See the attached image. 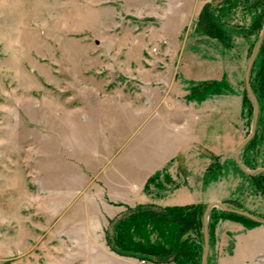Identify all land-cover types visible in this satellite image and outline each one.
I'll return each instance as SVG.
<instances>
[{
    "label": "rangeland",
    "instance_id": "obj_1",
    "mask_svg": "<svg viewBox=\"0 0 264 264\" xmlns=\"http://www.w3.org/2000/svg\"><path fill=\"white\" fill-rule=\"evenodd\" d=\"M205 7L219 36L199 25ZM263 20L264 0H0V264H162L108 245L138 205L220 201L264 219V191L236 161L254 120L249 87L258 118L238 156L247 170L264 168V47L247 84ZM172 102L198 109V134L183 139L177 157L142 175V203L120 201L124 192L114 182L135 170L138 152L171 145L162 116ZM152 106L160 113L159 143L138 141L128 120L120 128L115 121L141 108L144 118ZM7 182L14 194L3 189ZM181 187L188 193L175 194ZM213 208L223 209L208 214L207 263L264 264V245L254 254L246 249L264 242V222H239L244 227L236 231L238 221L212 217ZM23 215L33 216L30 234ZM87 215L96 226L88 253L81 233ZM195 221L180 240H201ZM158 227L165 236L177 231L151 223L142 232L155 241ZM30 245V254L18 253ZM200 246L203 264L205 234Z\"/></svg>",
    "mask_w": 264,
    "mask_h": 264
},
{
    "label": "trees",
    "instance_id": "obj_2",
    "mask_svg": "<svg viewBox=\"0 0 264 264\" xmlns=\"http://www.w3.org/2000/svg\"><path fill=\"white\" fill-rule=\"evenodd\" d=\"M209 8H204L201 13L199 20L200 27L211 34L218 35L216 32L214 19L208 16ZM211 16V15H210ZM209 19L211 22V29L207 30L205 26V20ZM264 26V20H263ZM264 36L260 47L256 53V58L261 53L264 47ZM256 51V50H255ZM250 141L246 144L248 145ZM245 145V146H246ZM245 164L249 163L244 160ZM211 173L208 170V174ZM250 178L257 179V188L264 191V172L259 174L246 173ZM207 175V174H206ZM208 206V205H207ZM206 205L203 204H189V205H168L161 208H156L150 205H138L137 207L130 210L129 215L123 220L119 221L116 236L111 238L107 237V242L110 248L119 255L126 256H138L142 260L151 261L155 263H175V264H202L200 256L202 253V247L200 246L201 241L204 239L206 230L207 220L205 219V212L207 209ZM234 210L216 209L212 210V217H228L234 219L247 227L260 225L262 222L259 216L248 212L251 216L239 213L236 210L239 208H231ZM193 218H196L195 228H200L199 242H192L190 235L183 240H180V236L186 233L188 225L192 222ZM174 224L177 225V231L171 232L170 235L165 236L162 232L157 229L158 239L152 241L142 229L147 224ZM130 229H134V232H130ZM198 232V231H197ZM152 233V232H150ZM149 233V235H150ZM138 237V239H136ZM201 249V250H200ZM210 264V260L208 263Z\"/></svg>",
    "mask_w": 264,
    "mask_h": 264
},
{
    "label": "crops",
    "instance_id": "obj_3",
    "mask_svg": "<svg viewBox=\"0 0 264 264\" xmlns=\"http://www.w3.org/2000/svg\"><path fill=\"white\" fill-rule=\"evenodd\" d=\"M124 108L126 109V105L124 106ZM125 109H123V110H125ZM150 111H151L150 114L144 118H143V109L142 108L135 110L134 114L131 116L132 118H127L126 112L124 114L119 113V115H118L119 118L116 119L115 121L118 122V125L120 128L123 126L122 122H125L128 120L129 123L126 125L133 128L132 130L134 131L133 132L134 134L139 135L140 138L138 139V141L144 140V141H147L150 143H153V142L159 143L158 138L156 139V137H155V133L157 135L159 134V131H158L159 130L158 129L159 128V118L158 117H160V113L157 109H153V106H152ZM164 111H165V114H163V116H162V113H161V116L165 119L164 123H165L166 127L168 128L167 134H168V137L171 139V140H169V139L168 140L172 143L170 145L168 142L167 145H161V147L159 145H157L155 148L152 146V147H150L148 152L145 154L143 152H138L137 156L135 157L134 164H133L135 170L128 169L125 172H120L119 178L116 180V182H114L117 185L116 188L118 190L124 192V194H122V196L116 197V198L120 199V201L125 202L127 200L126 199L127 197L128 198L131 197L130 200H132V204H137L139 202L142 203L143 201H139V199H138V198H142V194L140 192V189L142 188L141 186H142L143 181H144V178L142 175L143 174L149 175L150 173H152L153 171L158 169L159 166H161L163 163H166L171 158L177 157L178 154H180L184 150V148H182L180 145V143H183V139H191L192 140V138L196 134H198V125L196 124V121L200 120L202 116L199 113L198 109L195 108L193 105L182 103V102L181 103L180 102H172V103H168L165 105ZM142 128L145 130H143ZM120 135L122 136V131H120ZM215 136H217V135L215 134ZM193 139H195V138H193ZM227 147H228L227 150L230 151L234 146L230 145ZM138 160H142V161H138ZM145 162H146V165L144 166ZM130 165H132V164H130ZM3 189H5V191H9L10 194L11 193L14 194V191H13L14 186H13V184H10L9 182H7L6 184L3 185ZM180 191L188 193L185 190V188L181 187L179 190H176L175 194H178ZM137 199H138V201H137ZM169 199H171V198H169ZM23 201L28 202L29 200L28 201L23 200ZM162 204L163 205H177V204H171V203L169 204L166 202L162 203ZM38 211H40V208ZM31 217H33V216L32 215L31 216L30 215H25V216L23 215L21 218L22 220L20 221L22 224L21 227L24 229L28 228V231H30V232H27L28 234L31 233V226L28 224L29 220L27 221V219H30ZM40 219L41 218L39 217L38 218V220H39L38 221L39 231H38V233L36 232L37 236H39V237L41 235L42 236L45 235V233L41 234V223L42 222L40 221ZM33 220H32V223H35V222H33ZM26 225H28V226H26ZM242 226L244 227V225L237 222L235 224L234 228L236 229V231H240L242 229L241 228ZM257 229L253 230V231H257ZM260 229H264V228H259L258 230H260ZM23 230H20V231L18 230V232H23ZM34 231L35 230H33V232ZM95 232H96V226H95L94 218H91L87 215L84 219V226L81 228L82 236H84L83 238L87 240V242L85 244L87 253L89 251V249H88L89 248V242H91L90 247H91L92 252L94 251ZM242 234H244V233H242ZM34 235H36L35 232H34ZM240 242L237 243L238 248H240V246H242V244ZM83 243H85V242L83 241ZM263 245H264V242H262L260 245H257L256 247H254L253 244H249L248 246L246 245V249L248 252L251 251L252 254H254V253H257L258 250L260 252V250L263 248ZM8 246H9V244H8ZM32 251H33V247H32V245H30V247L25 249V250L19 249L18 253L28 255ZM11 253L15 254L12 251V249H11ZM30 262H31L30 259H29V261L24 260V264H31Z\"/></svg>",
    "mask_w": 264,
    "mask_h": 264
},
{
    "label": "water",
    "instance_id": "obj_4",
    "mask_svg": "<svg viewBox=\"0 0 264 264\" xmlns=\"http://www.w3.org/2000/svg\"><path fill=\"white\" fill-rule=\"evenodd\" d=\"M264 36V27H263V30H262V34L260 36V39H259V42H258V46L256 48V53L260 47V44L262 42V38ZM256 57V54H254V56L251 58L250 62H249V65H248V70H247V84H248V74L250 72V69L252 67V64L254 62V59ZM248 88V91H249V94L252 98V100L254 101V104H255V114H254V120H253V124H252V129H251V132L249 133V135L246 137V139L240 144V146L238 147L237 149V152H236V161L237 163L240 165V167L247 173L249 174H254L255 172H257L258 170H264V168L262 169H257V170H247L244 165L242 164L241 160L239 159V152L244 148V146L253 138L254 134H255V129H256V124H257V118H258V106L256 104V99H255V96L252 94L251 90ZM216 205H219L221 206L223 209H226V210H234V209H231V208H228L226 207L222 202L220 201H213L211 203L208 204L207 206V209H206V212H205V219L207 220L208 219V214L211 210L212 207L216 206ZM238 211L239 213H242V214H245V215H248V216H251L253 217L252 215H250L248 212L246 211H242V210H236ZM262 223L264 222V219H259ZM208 248H209V245H208V232H207V225H206V230H205V250H204V257H203V264H207V254H208Z\"/></svg>",
    "mask_w": 264,
    "mask_h": 264
},
{
    "label": "flooded vegetation",
    "instance_id": "obj_5",
    "mask_svg": "<svg viewBox=\"0 0 264 264\" xmlns=\"http://www.w3.org/2000/svg\"><path fill=\"white\" fill-rule=\"evenodd\" d=\"M163 264V263H162Z\"/></svg>",
    "mask_w": 264,
    "mask_h": 264
}]
</instances>
